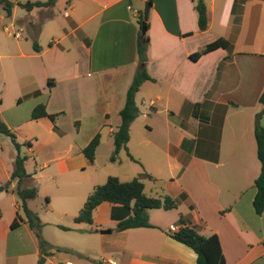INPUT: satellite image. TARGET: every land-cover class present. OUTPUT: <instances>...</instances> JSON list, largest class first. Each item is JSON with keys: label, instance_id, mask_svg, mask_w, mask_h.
<instances>
[{"label": "crops", "instance_id": "1", "mask_svg": "<svg viewBox=\"0 0 264 264\" xmlns=\"http://www.w3.org/2000/svg\"><path fill=\"white\" fill-rule=\"evenodd\" d=\"M8 1L13 4L11 15L6 13L9 26L17 28L22 2ZM146 1L69 2V11L60 18L62 33L53 37L51 47L39 49L37 45L35 50L33 46L30 53L21 39L27 27L38 31L36 22L25 15V22L19 19L21 25L13 32L16 40L6 34V56L22 59L16 69L29 76L16 99L29 101L33 110L43 104L48 114L56 115L52 129L60 136L67 133L56 123L69 119L73 125L68 129L72 141L62 153L69 154L65 159L71 168L95 165L96 157L91 163L83 150L97 134L101 142L96 154L102 147L114 152V133L137 71L138 21ZM204 2L209 27L201 31L194 0H152L147 69L153 81L143 83L136 95L142 109L137 103L140 114L133 122L141 119L146 130L133 134V151L130 149L133 163L139 167L133 168L139 172L137 178L149 176L142 180L146 185V180L164 181L169 174L170 179L163 183L186 212L178 213L165 230L150 222L154 228L117 231L119 218H112L115 205L109 202L95 209L92 224L76 223V213L72 225L51 223L65 234L46 233L49 223L40 219L41 234L49 246L45 264H198L196 253L168 234L185 225L197 226L204 236L218 235L227 264H264V212L257 215L253 206L254 185L261 172L255 125L264 91V0ZM5 31L10 33L9 27ZM220 38L228 40L231 49L192 58ZM50 52V61L45 63ZM46 64H51L50 69ZM147 117L153 123L146 122ZM0 118L10 130L20 127L18 119L10 121L1 112ZM46 119L50 120H29L39 123ZM14 167L15 161L12 169L1 163L0 186H10L0 194L6 195L0 198V264H38L40 240L26 222L15 192ZM34 170L35 176L44 177L42 172L36 173L38 167ZM28 175L23 180L25 188L33 179ZM33 200L28 207L38 215L32 209ZM17 216L23 222L12 228Z\"/></svg>", "mask_w": 264, "mask_h": 264}, {"label": "rangeland", "instance_id": "2", "mask_svg": "<svg viewBox=\"0 0 264 264\" xmlns=\"http://www.w3.org/2000/svg\"><path fill=\"white\" fill-rule=\"evenodd\" d=\"M38 1L45 2L47 0H21L22 4ZM74 1L77 0H57L56 4L52 7L35 8L29 12L21 7L23 9H19L20 14L17 18V28L9 26L10 19L7 17L4 6L0 3V112L10 121L18 119L21 123L19 128L11 130L16 135L17 142L21 145L20 155L27 158L25 161V169L33 177V179H30L29 187H36L38 190V196L32 202V209L38 213L42 221L49 223L45 227L46 233L48 234H54L56 232L65 234L51 223L58 222L63 225H72L74 222L72 214L76 213L77 216L83 208L88 195L96 186L105 184L109 177H118L122 182H130L137 178L139 173L137 170H139V167L130 158V156L133 158V152L130 149L133 151V134L137 131L146 130L140 123L141 119L137 123L131 124V140L128 144V151L122 150L120 152L119 161L111 162L110 157L113 153L111 154L109 150L107 151L106 147H102L98 154H96L95 165L90 164L74 169L69 166L65 159L69 154H62L64 150L68 149L72 141L68 129L69 127H73V125L70 124L69 119H64L55 124L60 131L67 133L64 137L60 136L52 129L53 122L51 120L46 119L39 123L30 121L29 119L33 109L29 101L22 100L20 102L16 99V94L20 93L19 87L28 81L29 76L27 77L24 72L16 69L18 62L22 59H12L6 56L7 52L4 48L9 39L6 34H10L11 38L16 40L13 32L15 29L18 30V26L21 25L19 19H21V22H25L28 17L30 21L36 22L39 29L35 33L28 30L27 27L24 32V37L21 40L26 42L24 46L29 49V52L27 50L26 53L31 52L34 44H37L39 49L41 47L44 49L51 47L53 37L62 33V25L60 23L62 22L60 19L61 15L69 11L68 3L71 2L74 4ZM25 15L26 18H24ZM2 16L6 18L4 21L1 19ZM6 26L9 27L10 33L5 31ZM51 56L52 52L45 57L44 62L49 63ZM50 65L46 64L48 69H50ZM37 77L38 74L35 78ZM137 103L140 109H142L140 97L137 99ZM145 120L148 123H153L154 121L151 117H147ZM262 121L264 124V117ZM33 134L34 136H32ZM17 155L18 149L12 138L0 133V169L1 163H4L6 167L12 169ZM61 156H64V158H61L62 160L58 159ZM53 158L56 160H50ZM49 160L50 162L48 163L47 161ZM44 163H48V166L44 169H39V167H43ZM35 167H38L36 173L42 172L44 177L40 178L35 176ZM133 168L137 170L133 171ZM165 177L167 178L164 181L170 179L169 174H166ZM142 180L145 181L144 178ZM146 181L145 194L148 196L166 195L165 197H172L168 192V188L163 183L164 181ZM5 196L1 195L0 198H5ZM186 210L184 205L180 206L179 204L176 209H172L171 211L163 209L151 210L149 211V218L151 217L150 222L159 225L165 230L166 227H170L171 223H174L178 213H185ZM62 217L63 219L61 220L60 218ZM150 232L159 234L154 230ZM141 243L145 242L143 241ZM94 256L97 257V255ZM60 257L65 258L66 255L60 253ZM68 257L71 260H76L73 256ZM96 260L100 261V258L98 257Z\"/></svg>", "mask_w": 264, "mask_h": 264}, {"label": "trees", "instance_id": "3", "mask_svg": "<svg viewBox=\"0 0 264 264\" xmlns=\"http://www.w3.org/2000/svg\"><path fill=\"white\" fill-rule=\"evenodd\" d=\"M195 9L198 13V23L201 31H205L209 27V17L207 7L204 0H194ZM57 0H47L45 2H27L20 4L21 7L28 11H32L35 8H49L56 4ZM0 3L4 6L8 15H11L12 3L8 0H0ZM144 20V12L140 14L138 21L139 24V37L137 42L138 53V66L135 76L132 80L130 87L126 94L125 106L120 112L121 124L117 131L114 133L115 149L110 157L111 162L119 161V154L122 150L128 151V142L130 140V127L131 124L139 117L140 110L136 103V95L140 91L141 86L146 81H153V78L149 75L148 64V51L150 45V39L148 35L149 26L147 25L146 32L142 33V23ZM35 50H38L37 44H34ZM231 49V43L220 38L216 41L206 45L199 53L194 54L192 58L194 60L199 59L201 56L208 54L217 49ZM51 82H49V86ZM259 103L262 106V110L257 117L255 125V138L257 141V155L261 163V172L259 177L255 181V189L257 190L256 196L253 201L254 210L257 215H262L264 212V124L262 123L264 117V91L259 98ZM44 117H48L53 123L55 122L56 115L48 114L43 104L38 105L32 112L31 119L38 120ZM0 133L12 138L16 148L18 149V155L15 159V167L11 177V180H18V185L15 190L21 201V208L25 214L26 222L31 229L35 231V234L40 240V247L42 256L38 264H45L44 256L48 255V243L44 240L41 230L42 223L37 214L33 213L28 207V201L37 198L38 190L36 187H23V180L29 175L25 169L26 157L20 155V144L17 142L16 135L9 129V127L0 118ZM101 142L100 134H97L92 141L84 148L83 154L85 157L93 163L96 157V151ZM132 160V158L130 156ZM135 161V160H134ZM149 177L142 174L140 178H135L130 182H122L118 177L111 176L107 182L103 185H98L94 188L92 193L88 196L83 208L79 215L75 218L76 223H93V212L95 209L104 202L114 204L112 212V218H119L117 231H125L137 228H154L150 223L149 211L155 209H163L166 211L175 209L178 207L179 200H175L170 196L164 198H152L145 194V185L142 179ZM10 183L0 186V193L9 190ZM178 202V203H177ZM117 212H119L117 214ZM23 222L20 216H17L12 223V228L19 227ZM180 222L184 223L183 219ZM64 230H70V228L62 227ZM172 239L185 245L193 250L197 255L198 264H227L226 258L221 246L220 238L218 235L213 234L211 236H204L199 233L197 226L185 225L181 226L176 232L168 233ZM264 244V242H263ZM57 251H67L71 253V250L57 248ZM75 253V252H74ZM82 258L81 255L77 254Z\"/></svg>", "mask_w": 264, "mask_h": 264}, {"label": "water", "instance_id": "4", "mask_svg": "<svg viewBox=\"0 0 264 264\" xmlns=\"http://www.w3.org/2000/svg\"><path fill=\"white\" fill-rule=\"evenodd\" d=\"M151 7H152V0H147L145 3V8H144V20L142 23V33L143 34L146 32V29H147V22L149 19ZM101 232L103 234H109V233H111V230H102Z\"/></svg>", "mask_w": 264, "mask_h": 264}, {"label": "built area", "instance_id": "5", "mask_svg": "<svg viewBox=\"0 0 264 264\" xmlns=\"http://www.w3.org/2000/svg\"><path fill=\"white\" fill-rule=\"evenodd\" d=\"M171 229H172V231H175V228L172 227Z\"/></svg>", "mask_w": 264, "mask_h": 264}]
</instances>
